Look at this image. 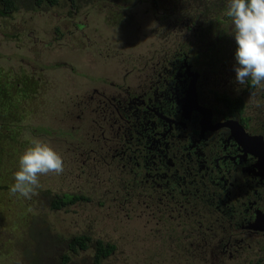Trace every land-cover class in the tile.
<instances>
[{
	"label": "flooded vegetation",
	"instance_id": "obj_1",
	"mask_svg": "<svg viewBox=\"0 0 264 264\" xmlns=\"http://www.w3.org/2000/svg\"><path fill=\"white\" fill-rule=\"evenodd\" d=\"M203 1L191 0L189 10L173 14L174 35H178L171 44L154 38L152 49L139 54L137 38L121 29L115 32L119 34L113 41L116 47L97 48L96 42L88 48L82 42L81 51L75 50L74 43L82 38L78 27L73 31L72 25L64 29L48 25L47 40L39 38L40 30L32 31L39 57L53 61L44 65L48 73L71 69L64 55L75 58L86 49L88 66L97 73V78L83 76L87 83L75 74L82 81L81 92L66 95L60 116H55L54 87L48 89L52 81L33 64L31 72L39 78L32 113L45 120L34 135L42 131L53 136L55 123L57 130L67 131L63 138L76 159L78 187L88 189L101 207L116 216L146 217V227L155 222L158 231L149 234L159 238L170 260L259 264L264 261V225L259 221L264 217V89L235 83L236 42L224 28L231 23L227 0H212L210 8ZM140 2H146L149 11L166 4ZM65 3L69 6L66 20L70 12L77 16L78 11ZM125 16L130 18L127 25L139 26L133 14ZM125 16L118 22H124ZM155 19L160 25L162 19ZM155 27L149 32L137 28L136 33L147 37L160 33ZM180 33L187 40L190 35L196 39L182 41ZM72 37L76 39L71 41ZM29 54L37 61L33 50ZM56 58L64 61L55 62ZM4 80L1 69L0 89ZM40 87L49 94L43 88L38 91ZM19 121L18 144L25 150L23 134L36 125ZM96 166L97 180L92 174ZM61 187L57 196L89 198L73 206L91 202L85 193L70 191L65 182ZM44 190L57 197L53 189ZM78 252L68 248L70 256Z\"/></svg>",
	"mask_w": 264,
	"mask_h": 264
},
{
	"label": "rangeland",
	"instance_id": "obj_2",
	"mask_svg": "<svg viewBox=\"0 0 264 264\" xmlns=\"http://www.w3.org/2000/svg\"><path fill=\"white\" fill-rule=\"evenodd\" d=\"M140 1L80 0L79 4L82 5V8L78 11V15L67 18V20L65 10L68 11L69 6L66 3H63L64 5L60 9L54 8L43 13L19 12L9 21L0 18L1 66L3 63L16 70L20 78L21 89L26 88L24 77L33 74L35 78L32 81H36L39 78L37 72H43L44 77H48L52 81L48 89L52 86L54 87V94L58 99L56 100L54 97L55 116H60L61 104L64 103L63 100L66 95H70L72 92L74 95L81 92L79 85L82 81L87 83L83 79V76L89 75L88 78L90 79L97 78V73L94 70L91 71L92 67L88 66V49L85 50L84 55L78 56L75 54V58L68 54L64 55L71 69L55 71L52 74L48 73L44 65H49L53 61L44 60L41 56L39 57V53L35 50L32 43V31L39 32L40 30L39 38L47 40V36H49V31L46 30L49 27L48 25H56L62 29L67 25H72L71 30L74 31L77 29L74 23H79L83 25V28L77 29L78 34L82 38L74 43H76L75 50L80 51L83 48L82 42L88 48H93V44L96 42L97 48L102 47L107 49L112 45L116 47L117 45L113 41L119 36V34L115 35V32L120 31V29L126 34L130 33L129 37L134 36L137 38V43H135L136 45H140L136 52L137 54L150 51L153 46L152 39L154 38H160L163 42L171 44L172 40L178 35V33L174 35L173 14L189 10L190 6L188 3L191 0H160L166 3V7L162 4L163 7L160 10L154 9L153 11H149L146 2L142 3ZM197 1L200 4L202 0ZM211 1L206 0L203 2H206L210 8ZM131 5L133 6V10L129 7ZM65 6L66 8H64ZM206 9L208 11V8ZM117 12H120L119 16L116 14ZM128 13L133 14L134 21L139 23L138 27L127 25L130 18H126L125 15ZM213 13L214 10H212ZM54 15H57V17L54 18ZM124 16L125 21L118 22ZM158 17L162 21L165 20L164 23L161 21L159 25L155 19ZM156 24L161 31L158 34H153L152 32L147 37L136 33L137 28L145 32L153 30V27L156 29ZM170 24L172 25L170 26ZM224 28L229 30V33H232L231 23L224 25ZM17 32L27 34V36L22 37L18 42L11 41L10 37ZM168 36L171 37L170 41L166 39ZM179 36L182 41H194L196 39L193 35H190L187 40L185 33H180ZM211 36L213 35L211 34ZM75 39L76 37H72L71 41ZM121 39L125 41L123 37ZM129 40L132 42L131 39ZM42 44L43 48H45L47 43ZM197 44L198 47L200 44ZM31 50L38 56L37 61L31 59V55L29 54ZM117 53L121 55L122 51L118 50ZM73 59V62L70 61ZM83 59L85 61L84 64L82 63ZM54 61L61 62L64 59L56 58ZM33 64L38 69L37 72H31L30 68ZM21 73L24 74L21 76ZM75 74L80 75L82 81L78 80ZM8 76V73H5L6 80ZM11 81L4 80V85L1 88L9 89L8 85ZM31 84L34 83L30 82ZM42 88L49 94L50 91L44 87L38 88V91H41ZM25 90L26 94L24 96L18 95L20 99L18 112L20 119H22V122H19L26 126L34 123L36 126L24 132L26 136L24 134L23 136L26 139H24L23 143L26 145V148L30 146L29 142L34 138L50 143L62 155L64 159V171L60 174L40 176L39 187L31 199L11 194L9 188L15 182L14 173L18 170V159L26 149L23 150L18 145L14 134L15 131L10 130L7 132L11 134L10 138L1 136L2 133H5L4 130L0 132V264H38V260L34 261L37 253L40 255V259H42L40 264H60V256L68 250V241L72 236L77 234L89 235L91 240L93 239L92 246L98 238L116 246L114 254L105 259L103 264H179V262L176 263V261L170 260L167 253L161 249L159 238L152 237L149 234L151 231H158V226L155 222H151L146 227L148 221L146 217H137L136 214L129 217L125 214L116 216L114 213L107 211L106 206L101 207L97 203L99 201L97 196L88 192V189L78 187L80 185L77 178L79 171L74 170L77 165L76 159L70 153L68 146L65 145V139L63 138L67 131L57 130L58 125L55 123L53 136H49L48 133L46 134L42 131H38L37 136H35V129L39 130L41 127L40 123H43L45 120L41 115L32 113V97L34 94L31 90ZM16 92L18 90L13 89L10 95L14 96ZM0 97L4 99L6 105L10 106L12 104V100L7 96L6 90H0ZM2 110L5 109L2 108ZM1 119L5 121V118L1 117ZM86 147L89 150L88 145ZM92 174L97 180V166L96 170L92 171ZM64 182L66 187H70V191H74L73 193H85L86 196L91 197V202L65 207L63 211L51 210L49 203L52 198L46 194V190L43 192L42 190L44 187H49L54 190V195L57 196L62 191L61 186ZM79 189L83 192H76ZM101 200L104 201L105 199ZM32 227L34 228V234L32 233L31 235ZM47 227L51 228L50 232L46 231ZM38 231H40V234H38ZM51 240L52 242H50ZM38 246H40V250L37 249ZM93 254V250L86 252L79 251L76 254H71L69 264H93ZM181 264L185 263L182 262Z\"/></svg>",
	"mask_w": 264,
	"mask_h": 264
},
{
	"label": "clouds",
	"instance_id": "obj_3",
	"mask_svg": "<svg viewBox=\"0 0 264 264\" xmlns=\"http://www.w3.org/2000/svg\"><path fill=\"white\" fill-rule=\"evenodd\" d=\"M226 15L236 42L233 71L238 85L264 89V0H227ZM18 159L13 195L31 199L40 176L64 171L62 155L48 142L34 138Z\"/></svg>",
	"mask_w": 264,
	"mask_h": 264
},
{
	"label": "trees",
	"instance_id": "obj_4",
	"mask_svg": "<svg viewBox=\"0 0 264 264\" xmlns=\"http://www.w3.org/2000/svg\"><path fill=\"white\" fill-rule=\"evenodd\" d=\"M69 2L71 6H73L74 10L80 11L81 6H78V0H0V17H4L5 21H9L16 14L19 12H25V13H43V12H48L51 9L54 8H62L63 3ZM73 15L70 12V16L68 18H71ZM75 27L83 28V25L75 23ZM4 36V35H3ZM24 34H21L17 32L13 36L10 37V40L13 42H18L21 40L22 37H24ZM1 65V63H0ZM4 70L5 73H8V78L6 81H10L9 89L6 88H1L0 90H6V94L9 97L11 101V107L6 105L5 101L3 98L0 97V124H3L2 118H5L4 121V126H0V132H3L4 130L5 133H2L1 136H4L5 138H10V133H7L10 130L15 131V136L16 140L18 141L19 137V130L17 127V122L20 119V114L18 112V105H19V97L18 95L24 96L26 94V90L28 91L31 90L33 92L35 88L38 86V81H32L35 76L33 74L24 77L26 81L25 85L26 88L20 87V78L16 72V70L11 67V66H6L5 64L2 63V66L0 67V70ZM55 71H60L55 69ZM54 73V71H53ZM24 73H21V76ZM16 82V84H15ZM30 82L34 83L30 85ZM8 86H6L8 88ZM17 89L18 92L14 93V96H11L12 90ZM20 93V94H19ZM17 106V107H16ZM4 108L5 110H2ZM5 111V113H4ZM23 115V114H22ZM1 141V139H0ZM19 145V144H18ZM23 149V148H22ZM24 150V149H23ZM6 190V188H4ZM89 198H86L85 196H80V195H66V196H57L51 199L50 201V209L53 211L60 210L62 206H73L79 201H88ZM35 223V222H34ZM34 227V226H33ZM32 227L31 229V235L32 233L34 234V228ZM46 231L50 232L49 230L51 229L50 227H47ZM38 234H40V231H38ZM38 237V236H37ZM93 240V239H92ZM92 240L89 235L87 234H78L76 236H72L70 240L67 243V248L74 252L78 251H88V250H93V264H103V261L105 259H108L111 257L114 252L116 251V246L112 243L109 242H104L102 240H97V243H95L94 247L92 246ZM52 242V240L50 241ZM56 242V240H54ZM40 250V246L37 248ZM38 253L35 255L34 261L38 260V264L41 263L42 259H40V255ZM71 261L70 255L67 252L63 253L60 256V264H69ZM259 264H264L263 260H259Z\"/></svg>",
	"mask_w": 264,
	"mask_h": 264
},
{
	"label": "water",
	"instance_id": "obj_5",
	"mask_svg": "<svg viewBox=\"0 0 264 264\" xmlns=\"http://www.w3.org/2000/svg\"><path fill=\"white\" fill-rule=\"evenodd\" d=\"M264 225V217L259 220Z\"/></svg>",
	"mask_w": 264,
	"mask_h": 264
}]
</instances>
